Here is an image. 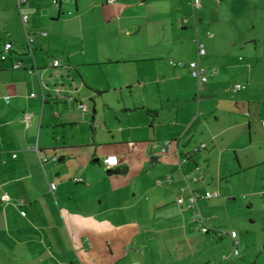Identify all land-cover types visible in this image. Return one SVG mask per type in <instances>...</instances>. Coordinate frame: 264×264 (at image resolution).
Listing matches in <instances>:
<instances>
[{"label":"crops","instance_id":"obj_1","mask_svg":"<svg viewBox=\"0 0 264 264\" xmlns=\"http://www.w3.org/2000/svg\"><path fill=\"white\" fill-rule=\"evenodd\" d=\"M191 1L0 0V55L11 44L0 69V198H11L0 199V264H237L238 234L216 233L235 232L227 204L239 186L261 193L246 174L264 169V0H200L195 11ZM94 34L107 37L103 50L86 49ZM195 60L209 73L198 94L178 66ZM93 68L104 81L84 72ZM152 86L158 106L134 96ZM54 88L90 101L91 119L52 101ZM99 102L126 127L112 136L117 147L89 153ZM138 154L154 168L163 157L161 170L143 164L132 175ZM108 156L117 157L109 175ZM191 192L218 193L198 200L201 218L188 208ZM256 239L263 248L264 235Z\"/></svg>","mask_w":264,"mask_h":264},{"label":"rangeland","instance_id":"obj_2","mask_svg":"<svg viewBox=\"0 0 264 264\" xmlns=\"http://www.w3.org/2000/svg\"><path fill=\"white\" fill-rule=\"evenodd\" d=\"M116 4L119 3L121 0H115ZM135 2H139L140 0H133ZM136 10H140L139 8ZM112 28V27H111ZM113 30V29H112ZM107 37L98 39V34H94L86 43L87 50H94L96 46L100 47L101 50L106 46ZM70 43V39L68 41ZM77 40L71 39V44L75 45ZM70 44V45H71ZM48 59V58H47ZM51 62L56 60L59 61L58 57H55L53 60L50 58ZM50 63V62H48ZM59 63V62H58ZM60 67L66 68L64 63L60 64ZM89 71H84L90 74V78L96 81H104V78L101 74L90 69H86ZM147 70L150 72L151 69ZM86 73V74H87ZM114 78V77H112ZM79 79V78H78ZM65 83L68 81L65 79ZM186 85H191L192 82L188 81L187 79L184 80ZM172 90V86L170 87ZM135 97L144 98L147 103L151 102V105L158 106L157 100V93L155 87H147L146 92L136 91L134 93ZM83 104L86 106L88 113L86 114L89 119L93 116L92 112V103L90 101H83ZM112 109V110H110ZM96 117H94V121L92 124V128L94 131V145L88 146L86 149L87 152H95L98 148H104L105 151L117 147L116 145H112V136L115 135L118 137L117 128L122 126L126 127V124L118 123L120 120L122 122L121 116L119 113H116L114 108L106 109L101 102L98 103L96 108ZM124 121V120H123ZM88 132H92V129H88ZM92 134V133H91ZM111 142V143H110ZM93 142H91L92 144ZM145 143L140 145V150L144 148ZM140 151V152H141ZM143 156L142 154H138L132 158V175H143L145 170H161V163L163 162V157L158 159V163L156 168L153 167V163L151 158L148 157L144 162H142ZM145 165V170L141 167ZM263 167L256 170L254 169L251 172H248L246 175V180L248 184H254L258 186L256 189L261 191L256 195H253L249 192V189L246 188L241 190L242 186H239L240 190L237 191L238 194L235 196L236 202L229 201L227 204V210L231 213V216L234 217L233 225L234 231L236 235L238 234V244H237V251L239 253V257L236 259L237 264H264V249L262 245L256 244L258 242V238L264 235V192L263 190L259 189V186L262 184V174H263ZM191 178H197V176H192ZM240 184V183H239ZM252 202V206H249V202ZM237 202H240L238 204ZM243 237L244 242H239V238ZM253 244V245H250ZM241 259L243 263H241Z\"/></svg>","mask_w":264,"mask_h":264},{"label":"built area","instance_id":"obj_3","mask_svg":"<svg viewBox=\"0 0 264 264\" xmlns=\"http://www.w3.org/2000/svg\"><path fill=\"white\" fill-rule=\"evenodd\" d=\"M18 1V7H20L22 4H24L27 0H17ZM61 2V0H52V4L53 5H58ZM107 4H114L115 0H106ZM191 8L193 11L198 10L200 8V0H192L191 4H190ZM21 21L23 24H26L28 21V17L26 15H21ZM187 20L184 19L181 21L182 24H187ZM207 36L209 38H212L213 35L211 33H207ZM33 42V39L31 38H27V43L31 44ZM11 51V44H6L4 46V53L0 55V69H1V63L6 59V55ZM197 54L198 56H203L205 54V48L204 45L200 42L197 41ZM51 67H58L59 63L58 61L54 60L51 64ZM178 66H184L188 69L189 74L191 76L192 79H194L197 83V94L199 93L201 86L204 85L207 80H208V76L209 73L207 72V70L205 68H203L202 66H200L198 60L195 61H191L188 64L184 65V64H178ZM21 68V64L20 63H14L12 65V69L16 70V69H20ZM26 72L28 74H36V70L33 67L30 68H26ZM215 70H213L211 72V74H214ZM244 89V86L240 85V84H235L233 86V91L238 92L240 90ZM31 97H34V94H31ZM49 98L54 101V102H61V103H74L77 105V107L82 111V112H86L87 108L86 106L77 101L76 98L69 94L68 92L64 91V90H60L59 88H54L52 90V93L50 94ZM27 123H28V116H25ZM262 125L264 126V121L262 122ZM172 146V142L171 141H164L162 144V148H161V153L162 154H166L168 152V150L171 148ZM200 149L204 148V145H201L199 147ZM198 150V148L196 149ZM177 154V153H176ZM13 158H15V155H13ZM53 161H56V158H52ZM41 164L48 162V159H43L40 160ZM117 166V157L116 156H108L106 158L103 159V167L106 171H111L113 170L115 167ZM77 182L80 180H76ZM197 179L196 178H192V182H196ZM166 182H169L168 178L166 179ZM162 183V180L157 181V184ZM187 187L189 188V186L187 185ZM51 191H53L55 189L54 185L50 186ZM218 196L217 192H206L203 195H200L198 193L195 192H191L189 201H188V208L191 209L193 211V213L195 214L196 217L201 218V214L198 208V200L199 199H211V198H215ZM1 201L5 202V203H9L11 201V198L7 195V194H3L1 196ZM182 199L178 198V203H182ZM18 205H23L24 201L23 200H18L17 201ZM21 215L24 216L25 213L21 212ZM208 228L207 227H202L201 228V232L202 233H208ZM228 235L230 237L231 240H235L237 235L235 232H220V233H216V235L218 237H222L223 235ZM239 255L238 251L236 248H233L232 250V256L233 257H237Z\"/></svg>","mask_w":264,"mask_h":264},{"label":"trees","instance_id":"obj_4","mask_svg":"<svg viewBox=\"0 0 264 264\" xmlns=\"http://www.w3.org/2000/svg\"><path fill=\"white\" fill-rule=\"evenodd\" d=\"M112 172L111 171H106V174H111ZM263 249H264V246H263Z\"/></svg>","mask_w":264,"mask_h":264}]
</instances>
